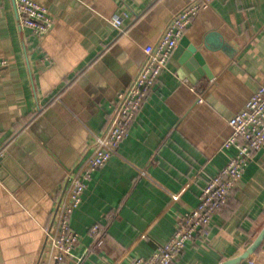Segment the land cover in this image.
<instances>
[{
	"label": "crops",
	"instance_id": "0c3cea01",
	"mask_svg": "<svg viewBox=\"0 0 264 264\" xmlns=\"http://www.w3.org/2000/svg\"><path fill=\"white\" fill-rule=\"evenodd\" d=\"M14 1L0 0V59L8 62L0 73V264H46L44 229L68 176L108 126L143 47L190 0H35L52 18L41 37L19 26ZM184 38L202 63L192 71L174 49L117 153L91 173L70 217L78 240L66 264L148 257L234 153L223 147L228 120L264 86V0H212ZM94 224L98 238L89 234ZM263 225L264 145L173 264L234 258ZM240 264H264V240Z\"/></svg>",
	"mask_w": 264,
	"mask_h": 264
},
{
	"label": "built area",
	"instance_id": "2783aa9c",
	"mask_svg": "<svg viewBox=\"0 0 264 264\" xmlns=\"http://www.w3.org/2000/svg\"><path fill=\"white\" fill-rule=\"evenodd\" d=\"M212 0H190L172 14L156 40L143 47V61L130 84L116 93L109 124L94 136L92 152L80 163L77 170L68 176L67 189L59 200L45 232L46 264H66L78 240L71 228L70 217L82 202V195L91 173L102 167L117 153L120 143L128 136L129 128L139 113L143 102L157 85L166 69L177 44L197 13L210 5ZM18 24L35 36L46 34L52 18L45 5L35 0H15ZM123 19L115 15L111 24L122 28ZM8 65L0 59V73ZM201 102V98L197 99ZM231 133L223 147L234 153L204 185L198 203L192 210L176 217L171 237L155 249L148 257H137L129 264H172L183 252L187 241L202 235L212 215L223 206L249 164L254 152L264 145V86L258 87L239 112L228 120ZM2 155V151H0ZM99 224H94L89 234L93 238L101 235ZM80 261V258L77 260ZM252 262V259H249ZM111 264H121L115 260Z\"/></svg>",
	"mask_w": 264,
	"mask_h": 264
},
{
	"label": "water",
	"instance_id": "95a60500",
	"mask_svg": "<svg viewBox=\"0 0 264 264\" xmlns=\"http://www.w3.org/2000/svg\"><path fill=\"white\" fill-rule=\"evenodd\" d=\"M206 44V43H205ZM183 47L186 48V51H183ZM183 52L181 61L190 69H198V64L202 63V58L200 53L197 51V48L189 44L188 40L184 37L181 38L179 41L176 50L174 52V56L177 54ZM4 157V154L0 155V162L2 158ZM264 240V225L258 235L255 237V239L252 241V243L239 255H237L234 258L224 260L223 262L219 264H240L242 261L246 260L250 255H252L258 247L261 245V243Z\"/></svg>",
	"mask_w": 264,
	"mask_h": 264
},
{
	"label": "trees",
	"instance_id": "16d2710c",
	"mask_svg": "<svg viewBox=\"0 0 264 264\" xmlns=\"http://www.w3.org/2000/svg\"><path fill=\"white\" fill-rule=\"evenodd\" d=\"M229 199V198H228ZM228 201V200H227ZM227 203V202H226ZM226 203L223 205V206H221L216 212H218L222 207H224L225 205H226ZM215 212V213H216ZM173 264V263H172Z\"/></svg>",
	"mask_w": 264,
	"mask_h": 264
}]
</instances>
